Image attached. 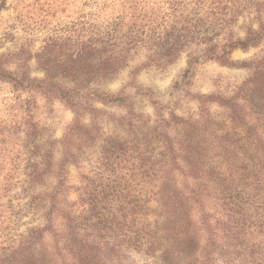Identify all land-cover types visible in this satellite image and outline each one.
Wrapping results in <instances>:
<instances>
[{
	"label": "rangeland",
	"instance_id": "rangeland-1",
	"mask_svg": "<svg viewBox=\"0 0 264 264\" xmlns=\"http://www.w3.org/2000/svg\"><path fill=\"white\" fill-rule=\"evenodd\" d=\"M262 23L264 0H0V71L19 82L0 77V255L10 231L43 226L27 206L44 187H27V171L64 158L61 141L77 114L96 130L79 143L77 162L66 165L69 202L105 183L144 194L148 162L129 159L123 148L157 155L167 136H178L176 119L198 117V96L229 97L264 54V36L232 50L227 62L216 56L226 41L244 39ZM108 56L124 59L104 62ZM105 66L117 72L102 77ZM46 70L55 86L81 89L79 105L39 86ZM208 112L213 129L245 131L224 106L212 102ZM114 264L162 262L129 248ZM210 264H264V257L216 252Z\"/></svg>",
	"mask_w": 264,
	"mask_h": 264
},
{
	"label": "trees",
	"instance_id": "trees-1",
	"mask_svg": "<svg viewBox=\"0 0 264 264\" xmlns=\"http://www.w3.org/2000/svg\"><path fill=\"white\" fill-rule=\"evenodd\" d=\"M263 36L264 23L244 39L226 41L216 58L227 62L232 50L256 45ZM111 57L104 62L124 59ZM250 68V77L229 97L198 96V117L176 119L178 136H167L157 155L133 156L130 147L123 148L129 159L148 162L144 194L126 183H105L80 194L78 203L69 202L66 165L77 162L79 143L92 139L96 130L77 114L61 141L64 158L41 161L27 171V187H44L27 206L40 214L43 226L18 235L10 231L0 264H114L129 248L162 264H210L216 252L264 257V54ZM116 72L105 66L99 74ZM45 75L43 90L55 88L68 104H80L79 87L62 89L52 83V72ZM0 77L19 83L10 73L0 71ZM99 97L126 101L119 95ZM212 102L224 106L245 131L213 129Z\"/></svg>",
	"mask_w": 264,
	"mask_h": 264
}]
</instances>
